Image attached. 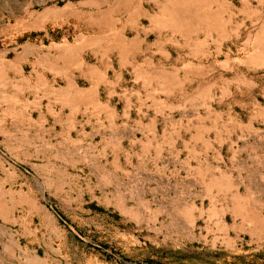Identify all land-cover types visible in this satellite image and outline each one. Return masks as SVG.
Returning <instances> with one entry per match:
<instances>
[{
    "label": "rangeland",
    "instance_id": "rangeland-1",
    "mask_svg": "<svg viewBox=\"0 0 264 264\" xmlns=\"http://www.w3.org/2000/svg\"><path fill=\"white\" fill-rule=\"evenodd\" d=\"M115 1L0 0V264H264V115L253 117L251 107L264 112V0H252L250 7L227 0L221 10L212 3L207 12L218 13L220 25L210 17L197 27L211 28L220 39L232 34L224 47L211 46H218L220 61L240 62L211 76L212 111L240 123L241 137L234 140L241 148L222 155L194 153L185 143L188 134L175 138L176 124L164 122L172 116L182 128L178 105L197 82L166 98L136 81L131 66L117 74L123 57L142 64L153 56L168 67L172 58L183 61L188 49L181 30L153 23L169 21L173 0L164 14L165 0ZM167 40L170 50L163 52L171 59H157L153 51ZM76 42L84 45L79 59L100 72L74 70L76 84L91 87L110 68L100 100L116 113L95 111L83 101L66 106L63 119L71 117L65 122L52 116L45 121L36 109L39 76L65 88L66 76L49 64L59 61V47ZM180 71V78L188 76ZM159 96L173 108L158 106ZM54 107L60 111L61 104ZM156 112L162 145L146 147L142 141L151 142L146 132ZM204 113L209 115L202 107ZM252 130L258 143L245 138ZM116 133L117 147L111 140ZM178 208L191 229L175 221Z\"/></svg>",
    "mask_w": 264,
    "mask_h": 264
},
{
    "label": "crops",
    "instance_id": "crops-1",
    "mask_svg": "<svg viewBox=\"0 0 264 264\" xmlns=\"http://www.w3.org/2000/svg\"><path fill=\"white\" fill-rule=\"evenodd\" d=\"M239 11V14L243 13L241 10ZM236 23L241 24L240 22ZM159 27L162 28V26ZM181 32L183 33L181 36L183 39L182 43H184L183 49L186 47L188 49V52H186L185 56H183V61L172 58L173 60H176V62L175 64H171V67H168L165 65V63H163L162 60L160 62L154 61L153 56H151L152 58L148 63L142 64H139L136 59L135 61L129 60V62H127L123 57V59H119V70L117 71V74L118 76H122L124 70L129 68L128 66H131L132 73L136 76V81H142L145 86L152 87L153 90H158L160 93L162 92L166 98L172 96V94H174L176 91L182 90L183 87L186 88L187 85L197 82L192 94L187 95L186 98L188 100L185 101L186 99L184 98L182 102L180 101V105H178V107L183 109V118H180L182 119V128L179 125L180 121L171 119L172 116H165L164 122L170 121L176 124L172 127V132L176 134L175 138H182L183 133L188 134L187 137H185L187 139L185 140V143L187 144V147L194 153L210 154L213 152L217 155H222L225 149L227 150L226 152H232V150L236 149L239 150L241 147L238 144L236 147V141L234 140L235 138L239 140L241 137L237 132V129L240 128V123L238 122L237 117L235 118L231 115L229 120L226 122L224 120H220V116L214 114L212 111L213 90L216 83L214 77H211L212 73L216 71L217 68L225 69L230 67L233 60L230 58H225L220 61L219 58L221 57V54L217 53L218 46L216 45L213 49L211 44H217L221 42L223 43L224 47V43L233 40V35L231 34L225 39H220L217 32H214V30L207 27L206 29L199 28L197 30L191 31L190 33H187L184 30H181ZM138 36L142 38L140 33ZM170 43L172 42L167 40L163 42V44H160L157 51H153L154 53L158 52L160 54V57L157 59H171L168 58L171 57L170 52H163V50H170L168 47ZM83 47L84 45L82 42H76L71 46L65 44L63 47H59L62 50L61 55L58 57L59 61L57 63L50 62L49 64L50 68L55 72V74H63L66 76L67 86L65 88L57 89L52 85H49L45 78L39 76L40 80H42L44 83L42 82L43 86L41 89L37 90V92H40L42 95H39L41 100L37 102L36 109L41 114V118H45V121H47L48 116H52L60 119L62 118L61 122H65L69 117H71L70 114V116H67L66 120L63 119L66 106L73 105L77 107V105L82 104L83 101L90 106L92 105L96 109L95 111L107 109L110 116H113L116 113L115 109L111 108L109 103H104L100 100V88L105 83L104 81L107 80L106 76L108 75V70L110 68L107 70V75L102 73L100 77L96 76V80L92 81L91 87L81 88L78 84H76L72 75V71L74 70H78L81 73H85L86 70H88V72H91L93 75H100L97 65L84 61L83 56L81 57V60L77 56V51L81 50ZM70 51L74 52L69 54ZM69 55H74L73 57L77 58L73 59L74 61H72ZM190 56L197 61L199 59L211 58L212 62L208 65H203L201 62H195L191 60ZM227 59H229L228 63L226 62ZM232 65L236 67V65H240V62L235 60ZM181 69H183L185 74L188 75L185 76L184 79L180 78L178 75V73L181 72ZM188 71L190 72L189 74L186 73ZM169 74H172V76H169ZM173 79L178 82L177 85H171L169 80ZM111 85L112 87L109 90H112L113 92L115 89V83L111 81ZM153 96L158 98L156 95ZM166 98L161 99V96H159V100L156 102L157 105L163 107L166 105L170 108H173L174 103L172 102V105L166 100ZM44 100H46L47 103H44ZM53 100L55 101L53 102ZM110 101L111 100H107L106 102ZM55 103L61 104L60 111L55 109ZM124 103H126V106H128L127 101ZM202 107L208 109L209 115H206V113L201 114ZM228 107L230 108L229 113H232V104L230 102ZM251 107H253V112L256 113L252 115L253 117H262V115H264L262 106L253 103ZM164 112H166V110ZM130 113V109H126L123 112V114L126 115L128 119L130 117ZM159 114L161 113L156 112L154 114L155 119L152 118L153 116L150 117L148 125L149 132L146 133H150L147 138L151 140V142L149 143L147 141H142L143 146L148 147L150 144L152 146L154 144H161L158 140V133L154 126L155 121L159 120ZM253 121L254 120H250L249 122L254 124ZM253 133L255 132L252 130L251 134L249 133L245 138L253 137V140L258 143V136H253ZM119 139L120 138L118 134H114L111 138L112 145L117 147L120 141ZM174 219L177 221V224L191 229L190 226L187 225L182 211L179 208L175 210Z\"/></svg>",
    "mask_w": 264,
    "mask_h": 264
},
{
    "label": "bare ground",
    "instance_id": "bare-ground-1",
    "mask_svg": "<svg viewBox=\"0 0 264 264\" xmlns=\"http://www.w3.org/2000/svg\"><path fill=\"white\" fill-rule=\"evenodd\" d=\"M128 1L129 0H116L115 4L118 3L120 5V4H123L125 2L127 3ZM243 2H244V6L245 7L252 6V0H243ZM196 3H200L201 4L200 7ZM212 3H217V5L220 7V10H221L223 7L227 6L228 1L227 0H173L172 7H171V10H170L169 21L168 22H164V21L160 22L159 19H157V20H155L156 22H153V23H157L159 26H162V27H171L175 31L184 30L186 32H189V30L191 31L192 29H195V28L197 29V27H199V22H201V20L204 21L206 19H210V17H211V19L218 26V25H220L219 14L218 13H216V14L213 13L212 14V13L207 12L208 7ZM115 4H114V6H115ZM196 5H197L198 8L196 7ZM114 6H113V8H114ZM160 6H161L160 7L161 8V14H164L170 8V1L169 0H165L164 3H162ZM86 41H87V46H91V41L92 40L88 39ZM96 42H97V40H96ZM259 42H261L263 44V46H264V40H260ZM93 44H94V42H93ZM125 48H126V46H123L122 50H125ZM73 52L74 51H70L69 54H71ZM69 56H70L72 61H74L73 59L77 58V57L76 58L73 57L74 55L73 56L69 55ZM170 83L172 85H175V84L177 85L178 84V82L177 81L174 82V80L170 81Z\"/></svg>",
    "mask_w": 264,
    "mask_h": 264
}]
</instances>
